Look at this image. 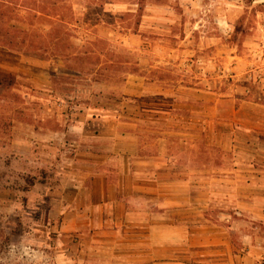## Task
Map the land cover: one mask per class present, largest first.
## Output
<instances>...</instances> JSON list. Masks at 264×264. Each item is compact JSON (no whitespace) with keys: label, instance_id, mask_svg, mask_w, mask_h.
<instances>
[{"label":"rangeland","instance_id":"374dc122","mask_svg":"<svg viewBox=\"0 0 264 264\" xmlns=\"http://www.w3.org/2000/svg\"><path fill=\"white\" fill-rule=\"evenodd\" d=\"M114 130L199 168L264 142V0H0V264L79 261L61 212Z\"/></svg>","mask_w":264,"mask_h":264},{"label":"crops","instance_id":"0c3cea01","mask_svg":"<svg viewBox=\"0 0 264 264\" xmlns=\"http://www.w3.org/2000/svg\"><path fill=\"white\" fill-rule=\"evenodd\" d=\"M96 140L105 146L85 158L98 160L91 180L61 212L88 231L65 249L79 261L64 264L97 255L114 264H264V142L224 169L211 157L199 168L197 154L182 164L165 149L146 151L133 132Z\"/></svg>","mask_w":264,"mask_h":264}]
</instances>
